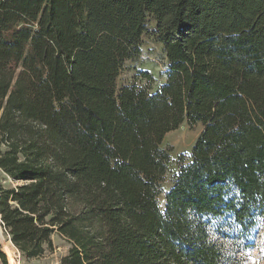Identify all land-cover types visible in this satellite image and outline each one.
Returning <instances> with one entry per match:
<instances>
[{
  "label": "trees",
  "instance_id": "16d2710c",
  "mask_svg": "<svg viewBox=\"0 0 264 264\" xmlns=\"http://www.w3.org/2000/svg\"><path fill=\"white\" fill-rule=\"evenodd\" d=\"M148 35L163 84L117 89ZM184 123L201 130L161 210ZM0 171L28 259L58 233L60 264H222L204 219L264 220V0H0Z\"/></svg>",
  "mask_w": 264,
  "mask_h": 264
},
{
  "label": "rangeland",
  "instance_id": "374dc122",
  "mask_svg": "<svg viewBox=\"0 0 264 264\" xmlns=\"http://www.w3.org/2000/svg\"><path fill=\"white\" fill-rule=\"evenodd\" d=\"M149 28L155 30V23L150 20ZM166 59L163 48L154 36H144L141 41L140 55L125 63L124 69L117 78V89L125 85L149 87L155 91L163 84L165 77ZM145 71L151 77V81L142 78L139 72ZM201 130L199 125L190 127L182 124L174 131L167 133L162 142V148L169 151L170 161L167 174L162 183V193L157 201L161 210L164 208V195L172 186L179 167L188 158L192 146ZM20 183H12L0 171V186L5 189L13 188ZM208 241L217 245L222 252V264H264V220L260 218L249 231L242 230L231 218L225 215L221 218H205ZM53 249L46 250L38 258L28 259L20 256L19 264H60L61 259L67 255L71 247L70 242L54 233L51 236ZM4 245V251L8 255L9 262L13 261V251ZM0 253L3 255L2 251ZM0 264H6L5 257H0ZM10 264V263H9Z\"/></svg>",
  "mask_w": 264,
  "mask_h": 264
},
{
  "label": "built area",
  "instance_id": "2783aa9c",
  "mask_svg": "<svg viewBox=\"0 0 264 264\" xmlns=\"http://www.w3.org/2000/svg\"><path fill=\"white\" fill-rule=\"evenodd\" d=\"M8 180L10 182H12L9 178H8ZM3 244H5V247H7L9 251L10 250L13 251V261L15 263L19 264L20 256H22V254L12 243L11 237H10L8 231L6 230L2 221L0 220V250L2 251L3 256L5 257L6 264H9L8 255L4 251V245Z\"/></svg>",
  "mask_w": 264,
  "mask_h": 264
},
{
  "label": "bare ground",
  "instance_id": "6f19581e",
  "mask_svg": "<svg viewBox=\"0 0 264 264\" xmlns=\"http://www.w3.org/2000/svg\"><path fill=\"white\" fill-rule=\"evenodd\" d=\"M10 264H14L12 261L9 262Z\"/></svg>",
  "mask_w": 264,
  "mask_h": 264
}]
</instances>
